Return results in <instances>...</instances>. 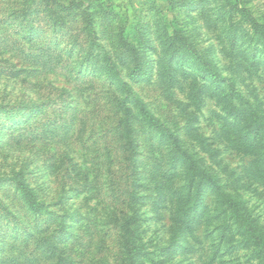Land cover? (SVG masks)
I'll return each instance as SVG.
<instances>
[{
  "label": "rangeland",
  "instance_id": "rangeland-1",
  "mask_svg": "<svg viewBox=\"0 0 264 264\" xmlns=\"http://www.w3.org/2000/svg\"><path fill=\"white\" fill-rule=\"evenodd\" d=\"M251 155L264 0H0V264H260Z\"/></svg>",
  "mask_w": 264,
  "mask_h": 264
},
{
  "label": "trees",
  "instance_id": "trees-1",
  "mask_svg": "<svg viewBox=\"0 0 264 264\" xmlns=\"http://www.w3.org/2000/svg\"><path fill=\"white\" fill-rule=\"evenodd\" d=\"M29 11L30 10H26L25 12ZM257 23V21H253L254 26H257ZM138 63L139 60L136 59L134 61V67L132 68L131 73L133 71L137 72L138 69H140ZM110 74L117 88L120 91H123L124 93L130 95V100H132L135 106L138 107L144 119L143 121L149 127H152L155 130H160L158 120L150 113L144 102L137 95L133 94V91L129 87L128 83L124 80L122 75L116 70L112 71V73ZM251 113H253V115L256 114L253 109L251 110ZM238 116L245 117L246 114L244 111L238 110ZM175 147L178 148L176 143ZM124 149L126 148L124 147ZM251 156L252 157L251 161L249 162V167L253 170V174L256 176L255 179L259 181V184L264 185V155ZM123 159L125 162H130V157L126 153L123 156ZM215 187L218 188L217 185H215ZM23 191L26 193L25 189H23ZM221 197V202H224V204L230 209L232 217H234L236 223H238V225L242 228V231L247 234L248 238L252 240L255 249L261 254L263 260L262 262H260V264H264V234L261 229L258 228L256 221L253 218L249 217L248 213L244 210V207L242 205L243 203L239 199H233L232 197H227L225 195H222ZM27 202L28 204L30 203L31 207L38 209L37 207L39 206V203L37 201H34L33 197H29Z\"/></svg>",
  "mask_w": 264,
  "mask_h": 264
}]
</instances>
